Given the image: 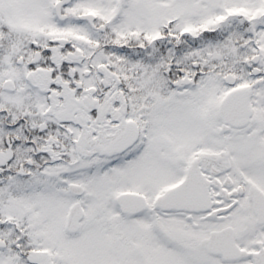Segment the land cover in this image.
<instances>
[{"label":"snow or ice","instance_id":"obj_1","mask_svg":"<svg viewBox=\"0 0 264 264\" xmlns=\"http://www.w3.org/2000/svg\"><path fill=\"white\" fill-rule=\"evenodd\" d=\"M0 264H264V0H0Z\"/></svg>","mask_w":264,"mask_h":264}]
</instances>
